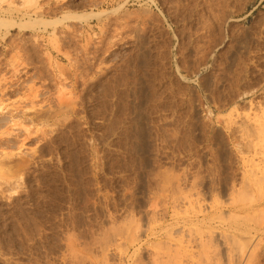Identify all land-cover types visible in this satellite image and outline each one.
I'll return each mask as SVG.
<instances>
[{
    "label": "rangeland",
    "instance_id": "374dc122",
    "mask_svg": "<svg viewBox=\"0 0 264 264\" xmlns=\"http://www.w3.org/2000/svg\"><path fill=\"white\" fill-rule=\"evenodd\" d=\"M3 19L0 264H264V0H0Z\"/></svg>",
    "mask_w": 264,
    "mask_h": 264
},
{
    "label": "bare ground",
    "instance_id": "6f19581e",
    "mask_svg": "<svg viewBox=\"0 0 264 264\" xmlns=\"http://www.w3.org/2000/svg\"><path fill=\"white\" fill-rule=\"evenodd\" d=\"M1 1H2V0H1ZM34 1H35V0H34ZM149 1H150V0H149ZM28 2H31V0H28ZM63 2H64V1H63ZM219 2H220V1H219ZM7 3H8V2H7ZM44 3H45V1H44ZM227 3H228V2H227ZM30 5H31V4H30ZM8 6H9V5H8ZM219 6H220V5H219ZM46 10H47V9H46ZM49 10H50V9H49ZM117 11H118V10H117ZM53 12H54V11H53ZM114 13H115V12H114ZM145 13H146V12H145ZM132 14H133V13H132ZM96 15H97V14H96ZM96 15H95V16H96ZM224 15H225V14H224ZM64 16H65V15H64ZM64 16H63V18H64ZM93 16H94V15H93ZM128 16H130V15H128ZM23 17H24V16H23ZM66 17H67V15H66ZM88 17H91V16H88ZM96 17H97V16H96ZM82 18H83V17H82ZM218 18H219V17H218ZM58 19H59V18H58ZM137 19H138V18H137ZM29 20H30V19H29ZM38 20H39V19H37V21H38ZM8 21H9V20H8ZM8 21H6V20H4V19H3V20H0V28H1L2 26H5L4 29H6V27H8L9 25H10V27H14V25H16V24L13 25V23H12V24H11V23L9 24ZM33 21H34V19H33ZM37 21H36V22H35V21H34V22H31V21H30V22H28L26 25L23 24L25 27H24L21 23L18 24L17 26H19L20 29H21V28H26L28 25H29V26H30V25L32 26V23H34V25H35V23L37 24ZM48 21H49V20H48ZM129 21H130V20H129ZM10 22H12V21H10ZM43 22H44V21H43ZM46 22H47V21H46ZM48 23H50V22H47V25H48ZM125 23H126V22H125ZM43 24L45 25V22H44ZM34 25H33V26H34ZM38 25H39V23H38ZM50 25L52 26L53 24L50 23ZM125 25H126V24H125ZM21 26H22V27H21ZM45 27H46V26H45ZM49 27H50V26H49ZM67 28H68V26H67ZM127 28H128V27H127ZM32 29H33V28H32ZM102 29H103V28H102ZM114 29H115V28H114ZM7 31H8V30H7ZM73 32H74V31H73ZM102 32H103V31H102ZM104 32H105V31H104ZM114 32H115V31H114ZM76 33H77V32H76ZM4 36H5V35H4ZM27 38H28V37H27ZM102 39H103V38H102ZM62 41H63V40H62ZM28 44H29V43H28ZM99 45H101V44H99ZM44 46H45V45H44ZM99 48H100V47H99ZM83 53H84V52H83ZM85 59H86V58H85ZM79 69H80V68H79ZM15 71H16V70H15ZM76 71H77V69H76ZM78 72H79V71H78ZM80 78H81V76H80ZM78 79H79V78H78ZM3 86H4V85H3ZM44 86H45V85H44ZM5 88H6V87H5ZM5 90H6V89H5ZM35 91H36V90H35ZM73 91H74V90H73ZM39 93H40V92H39ZM63 93H64V92H63ZM69 93H70V92H69ZM74 93H75V92H74ZM58 94H59L58 96H60V93H58ZM64 94H65V93H64ZM40 95H41V94H40ZM2 96H3V95H2ZM62 96H63V95H62ZM62 96H61V97H62ZM72 96H73V94H72ZM72 96H71V97H72ZM75 96H76V95H75ZM32 97H33V96H32ZM56 97H57V96H56ZM76 97H77V96H76ZM25 98H26V97H25ZM27 98H28V97H27ZM30 98H31V97H30ZM63 98H64V97H63ZM63 98H62V99H63ZM35 99H36V98H35ZM60 99H61V98H59V100H60ZM72 99H73V98H72ZM39 100H40V99H39ZM78 100H79V99H78ZM60 101H61V100H60ZM75 101H76V98H75ZM75 101H74V103H75ZM79 102H80V101H79ZM40 103H41V102H40ZM66 103H67V102H66ZM70 103H71V102H70ZM62 104H63V103H62ZM3 105H4V103H3ZM16 105H17V104H16ZM33 105H34V104H33ZM68 105H69V104H68ZM31 106H32V104H31ZM34 106H35V105H34ZM45 106H46V105H45ZM55 106H56V105H55ZM61 106H62V105H61ZM70 106H71V105H70ZM10 107H11V106H10ZM15 107H16V106H15ZM27 107H28V106H27ZM1 108H2V107H1ZM19 108H20V107H19ZM32 108H33V106H32ZM41 108H42V106H41ZM41 108H39V109H41ZM43 109H44V107H43ZM43 109H42V110H43ZM67 109H68V108H67ZM0 111H1V110H0ZM13 111H14V110H13ZM59 111H60V110H59ZM65 111H66V110H65ZM14 112H15V111H14ZM20 112H21V111H20ZM40 113H41V112H40ZM76 114H77V113H76ZM31 117H32V116H31ZM27 118H28V117H27ZM38 118H39V117H38ZM11 119H12V118H11ZM16 120H17V119H16ZM42 121H43V120H42ZM14 125H15V124H14ZM16 125H17V124H16ZM20 125H22V124H20ZM32 125H33V124H32ZM244 125H245V124H244ZM41 126H42V125H41ZM36 127H37V126H36ZM38 128H39V127H38ZM238 129H239V128H238ZM19 130H21V129H19ZM7 131H8V130H7ZM24 131H25V132H28V130H27V131L24 130ZM35 131H36V130H35ZM256 131H257V130H256ZM41 132H42V131H41ZM263 132H264V130H263ZM259 133H260V132H259ZM259 133H258V134H259ZM261 133H262V132H261ZM32 134H33V133H32ZM32 134H30V135H32ZM27 135H28V133H27ZM263 135H264V134H263ZM249 139H250V138H249ZM247 147H248V146H247ZM252 147H253V146H252ZM252 147H251V148H252ZM244 149H245V148H244ZM247 149H249V148H247ZM253 149H254V148H253ZM251 151H252V150H251ZM254 151H255V150H254ZM259 154H260V153H259ZM6 155H7V154H6ZM9 155H10V154H9ZM7 156H8V155H7ZM253 159H254V158H253ZM258 173H259V172H258ZM244 175H245V174H244ZM255 176H256V174H255ZM262 182H263V180H262ZM233 190H234V189H233ZM236 194H237V193H236ZM238 194H239V192H238ZM239 195H240V194H239ZM192 199H193V198H192ZM190 200H191V199H190ZM197 201H198V199H197ZM188 203H189V201H188ZM196 204H197V202H196ZM231 204H232V203H231ZM237 204H238V203H237ZM190 206H191V205H190ZM202 210H203V209H202ZM209 211H211V210H209ZM206 214H207V213H206ZM236 216H238V215H236ZM197 217H198V216H197ZM229 217H230V216H229ZM240 217H241V216H240ZM215 220H216V219H215ZM223 220H224V218H223ZM228 220H229V219H228ZM225 223H226V222H225ZM255 225H256V224H255ZM208 233H209V232H208ZM201 234H202V233H201ZM201 234H200V235H201ZM213 234H214V232H213ZM218 234H219V233H218ZM250 234H252L251 231H250ZM205 235H206V233H205ZM208 235H209V234H208ZM183 236H184V235H183ZM183 236H182V237H183ZM222 237H223V236H222ZM245 237H246V236H245ZM190 238H191V237H190ZM197 238H198V237H197ZM206 238H207V237H206ZM206 238H205V240H207ZM211 238H213V237H211ZM215 238H216V236H215ZM227 238H228V236H227ZM235 238H236V236H235ZM192 239H194V238H192ZM228 239H229V238H228ZM242 239H243V238H242ZM248 239H249V238H248ZM197 240H198V239H197ZM221 240H222V239H221ZM223 240H225V239H223ZM234 240H235V239H234ZM249 240H250V239H249ZM177 241H178V239H177ZM182 241H184V240H182ZM182 241H181V243H182ZM192 241H193V240H192ZM211 241H213V240H211ZM242 241H245V240L243 239ZM178 242H179V241H178ZM184 242H185V241H184ZM197 242H199V240H198ZM201 242H203V240H202ZM204 242H205V241H204ZM204 242H203V243H204ZM181 243H180V244H181ZM199 243H200V242H199ZM207 243H208V242H207ZM229 243H230L229 241L225 240V241H224V246H226V248H228ZM258 243H259V242H258ZM193 244H195V241H194ZM193 244H192V245H193ZM204 244H205V243H204ZM204 244H203V245H204ZM210 244H211V243H210ZM248 244H249V243H248ZM254 244H255V243H254ZM103 245H104V244H103ZM218 245H219V244H218ZM176 246H177V245H176ZM188 246H189V244H188ZM199 246H200V244H199ZM204 246H205V245H204ZM208 246H209V244H208ZM210 246H211V245H210ZM210 246H209V248H210ZM231 246H232V245H231ZM231 246H230V247H231ZM255 246H256V245H255ZM74 247H75V246H74ZM200 247H201V246H200ZM206 247H207V245H206ZM68 248H69V247H68ZM196 248H197V246H196ZM201 248L205 249L204 247H201ZM201 248H200V249H201ZM174 249H175V248H174ZM184 249H185V248H184ZM243 249H244V248H243ZM70 250H71V249H70ZM201 250H202V249H201ZM208 250H209V249H208ZM232 250H233V249H232ZM255 250H256V249H255ZM202 251H203V250H202ZM234 251H235V250H234ZM174 252H175V250H174ZM182 252H183V251H182ZM219 252H220V251H219ZM73 253H74V252H73ZM171 253H172V252H171ZM185 253H186V252H185ZM198 253H199V252H198ZM215 253H216V252H215ZM252 253H254V252H252ZM71 254H72V252H71ZM75 254H76V253H75ZM183 254H184V253H183ZM190 254H191V253H190ZM194 254H195V253H194ZM243 254H244V253H243ZM234 255H235V254H234ZM234 255H233V256H234ZM184 256H186V254H185ZM187 256H188V254H187ZM214 256H215V255H214ZM231 256H232V254H229V256H228V259H229V262H228V263H229V264H254V261H255V258H256L257 255L254 257V255L251 254V255H249V256L247 257V259H243V258H242L243 260H246V262H245V261L243 262V260L240 259V261H237L238 263H235V262H234V257H235V256H234V257L232 256L233 258H232ZM244 256H247V255H244ZM192 257H193V256H192ZM176 258H177V256H176ZM215 258H216V257H215ZM215 258H214V260H215ZM235 258H236V257H235ZM211 259H212V258H211ZM222 259H223V258H222ZM193 261H194V260H193ZM216 261H217V260H216ZM227 261H228V260H227ZM227 261H226V262H227ZM255 262H258V260H256ZM207 263H208V262H207ZM212 263H213V260H212ZM217 263H218V262H217ZM217 263H216V264H217ZM228 263H227V264H228ZM180 264H181V263H180ZM213 264H214V263H213ZM256 264H257V263H256Z\"/></svg>",
    "mask_w": 264,
    "mask_h": 264
}]
</instances>
